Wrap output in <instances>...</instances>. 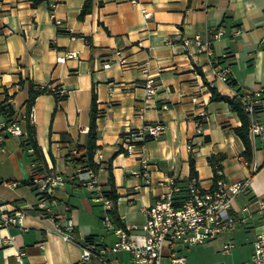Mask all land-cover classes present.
Wrapping results in <instances>:
<instances>
[{
  "label": "crops",
  "instance_id": "crops-1",
  "mask_svg": "<svg viewBox=\"0 0 264 264\" xmlns=\"http://www.w3.org/2000/svg\"><path fill=\"white\" fill-rule=\"evenodd\" d=\"M85 1L39 0L33 6L31 0H0V105L11 106L24 134L0 136V207L25 211L21 226L0 228V264H15L18 250L25 252L23 264H77L86 238L106 248L115 241L112 231L101 227L103 211L92 200L110 190V176L120 225L140 229L144 208L160 192L158 182L166 177L186 182L190 159L200 185L213 186L210 158L228 184L249 179L229 211L235 218L246 216L244 207L252 213L233 231L247 242V261L264 225V216L254 213L256 202L264 200V0H93L91 13L79 20ZM195 35L209 41L210 55L183 45ZM222 68L228 70L226 83L216 78ZM149 78L155 83L152 95L145 89ZM30 85L65 93L58 102L48 92L36 97L32 124L26 115ZM92 89L98 110L94 189L81 185L64 162L87 143ZM212 89L229 99L241 91H260L255 117L262 134L251 141L255 172L243 160L244 146L233 132L239 118L227 103L211 99ZM25 120L34 131L36 161L21 143ZM153 123L164 126L163 134L136 143L127 154L125 130ZM81 127L85 133H79ZM55 173L64 184L39 206L29 180ZM68 222L71 239L64 240ZM233 233L220 237L228 235L225 243L233 244ZM118 253L124 254L119 263L128 264L124 251L106 252L109 264Z\"/></svg>",
  "mask_w": 264,
  "mask_h": 264
},
{
  "label": "built area",
  "instance_id": "built-area-1",
  "mask_svg": "<svg viewBox=\"0 0 264 264\" xmlns=\"http://www.w3.org/2000/svg\"><path fill=\"white\" fill-rule=\"evenodd\" d=\"M143 16L149 18L150 14L141 9ZM54 23L55 20L51 15ZM218 35V34H217ZM215 35V37H217ZM184 46L193 45L197 51L205 50L210 55L209 41H202L200 36L195 35L191 39L182 41ZM190 56L191 52L188 53ZM73 56V54H70ZM124 64V61H120ZM109 64L104 63L103 68H108ZM227 68H222L216 72V78L227 82ZM153 78L147 79L145 89L147 94L155 92ZM58 99L65 96L63 89L47 88ZM238 96V95H237ZM260 91L245 92L240 97V103L250 116L248 135L250 141L262 134V127L256 119L252 118L258 107ZM161 109H166L163 105ZM27 119L30 124L34 121L33 109L30 108ZM86 128L81 127L79 133H85ZM5 132L12 137H21L22 129L16 124H8ZM164 132L161 123L147 124L137 131L132 132L126 129L123 135V150L129 154L133 151L135 144L159 138ZM32 152V149H29ZM98 164L97 161H93ZM251 172L256 168L251 163H247ZM214 182L211 188H203L196 176H191L186 182H180L174 177H166L158 182L160 192H158L149 206L144 208V223L140 229L128 225H115L111 219L110 212L113 209V202L106 198L104 194L95 195L92 200L99 203L103 209L101 221L107 230L112 231L115 241L110 247H97L93 242L86 243L82 248V254L77 264H88L95 260L98 264H109L105 256L106 252L116 253L124 251L129 253L130 261L128 264H163L168 260L169 264H186V258L176 250V245L192 246L198 243L215 240L224 234L232 233L237 225L247 222L252 213L244 207L242 212L246 216L235 218L230 214L231 201L242 193L248 185V178L244 182L228 184L222 176L221 169L217 164L214 165ZM146 176V172H141ZM79 183L88 188L94 189L97 186L95 172L89 168L78 169L76 171ZM145 183L150 184L149 178H145ZM64 184L61 174H46L41 177H34L30 180V185L38 193L39 206L46 196H50L54 189ZM11 183L9 186H15ZM257 210L254 212L261 217L264 216V200L256 202ZM25 211L20 208L2 210L0 207V228L8 226H21ZM67 231L62 233L64 240H70L72 223L66 225ZM25 230H23L24 232ZM12 238L6 242L11 243ZM234 248L231 243L222 246V252L227 254ZM170 252V256L163 255V250ZM25 252L18 250L15 255V264H23ZM227 264V263H220ZM240 264H264V225H261L252 243V253L247 261Z\"/></svg>",
  "mask_w": 264,
  "mask_h": 264
},
{
  "label": "trees",
  "instance_id": "trees-1",
  "mask_svg": "<svg viewBox=\"0 0 264 264\" xmlns=\"http://www.w3.org/2000/svg\"><path fill=\"white\" fill-rule=\"evenodd\" d=\"M32 5L36 6L39 3V0H31ZM92 3L93 0H86L79 12L78 19L82 20L87 14L91 13L92 11ZM51 93L47 88H34L32 85L29 86V96L28 101L26 104V115L29 112L32 102L35 100L36 97L43 93ZM246 91H241L238 93L233 99H229L226 97L220 96L214 89L211 90V99L213 101H223L229 105V108L232 112H234L237 117L239 118L241 125L233 129L235 135L241 140L244 151L242 153V158L246 163H250L253 157V145L249 139L248 135V126L250 124V116L244 110L242 104L240 103V97L245 94ZM64 96L60 99L55 97L56 101L63 100ZM257 109V108H256ZM254 112L252 118L256 119ZM98 115L97 104H96V94L94 90H91V97H90V113H89V127L87 132V143L85 146H77L76 152L74 154H68L65 159V165L70 167L74 171V176H76V171L78 169L89 168L92 169L95 173L99 169V164L93 162V156L96 150V118ZM15 124L17 123L14 112L11 106L5 101L3 104L0 105V136H5V129L8 124ZM25 130H26V137L22 140V146L25 150L32 149V156H34V161L39 158V152L37 148V143L34 140V131L31 125L27 123L25 120ZM5 132V133H4ZM24 134L22 135V137ZM212 167L214 168L215 160L213 158L209 159ZM191 176H196L194 171V163L193 160H189ZM190 176V177H191ZM32 177L30 178V180ZM29 180V181H30ZM111 187L110 190L106 193H103L106 198L110 199L113 203L117 200V195L115 193L114 185L112 183V176H110ZM111 219L117 225H120L118 218L116 216V212L114 209L110 212ZM92 242L91 238H86L84 243Z\"/></svg>",
  "mask_w": 264,
  "mask_h": 264
},
{
  "label": "rangeland",
  "instance_id": "rangeland-1",
  "mask_svg": "<svg viewBox=\"0 0 264 264\" xmlns=\"http://www.w3.org/2000/svg\"><path fill=\"white\" fill-rule=\"evenodd\" d=\"M101 227L103 228V230L106 229L102 221H101ZM232 233H229V234L232 235ZM233 234L236 237H234L233 240H231L230 242L233 243L234 248L230 250V252L227 254H224L222 252V245L226 241H229L228 235L222 238L220 237L215 240L198 243L192 246H180L178 244H175L176 250H179L180 255L186 258V264H220V263L240 264L241 262L246 261L245 254L247 252L246 250L247 242L243 240L244 239L243 237L239 236L240 235L239 231L236 230ZM242 243H245V244H242ZM163 255L168 257L170 256V252L164 249ZM123 256H124L123 253L115 254V258L117 261H114V263L120 264L119 260ZM163 264H169V261L164 260Z\"/></svg>",
  "mask_w": 264,
  "mask_h": 264
}]
</instances>
